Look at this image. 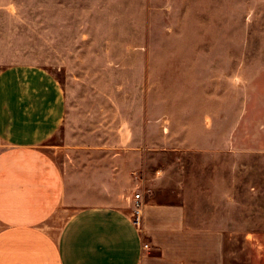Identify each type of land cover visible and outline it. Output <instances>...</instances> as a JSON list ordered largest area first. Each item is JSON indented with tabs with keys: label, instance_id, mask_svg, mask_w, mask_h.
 I'll return each mask as SVG.
<instances>
[{
	"label": "crops",
	"instance_id": "crops-1",
	"mask_svg": "<svg viewBox=\"0 0 264 264\" xmlns=\"http://www.w3.org/2000/svg\"><path fill=\"white\" fill-rule=\"evenodd\" d=\"M5 1L10 0H0L1 15ZM54 2L59 14L44 24L59 27L58 35L49 30L47 43L62 57L68 49L63 27L79 21H68V0ZM242 3L219 0L215 20L219 49L156 50L152 40L156 26L166 41L183 42L190 21L192 26L204 21L206 40L211 42L212 0H109L115 13L110 25L139 26L143 33L134 46L126 39L112 40L114 45L108 41V57L143 59L135 69L115 61L114 71L172 74L177 91L188 95L174 104L195 107L194 113L187 111L178 133L175 126L169 129L154 121L161 126L160 135H155L161 150L169 148L172 132L179 142L172 147L176 151L202 150L236 159L264 156V17H260L264 0H250L258 17L253 12L248 20L242 16ZM4 27L0 21V58L14 56L4 53L9 43ZM67 109L62 84L50 69L11 65L0 70V264H229L227 229L190 221L185 203L158 199L153 192L156 183L142 193V227L133 223L132 190L146 179L140 157L148 149L154 125L146 120L143 131L136 133L129 122L120 121L107 132L92 131L98 133L96 145L83 140L89 135L75 136L68 129L65 148L101 150L104 158H122L108 164L87 158L74 167L67 163L78 170L72 174L63 170L46 145L68 124ZM192 121L197 127L185 124ZM75 138L86 143L71 142ZM132 155L139 157L136 163L131 162ZM223 194L227 200L231 193ZM250 262L264 264V258Z\"/></svg>",
	"mask_w": 264,
	"mask_h": 264
},
{
	"label": "rangeland",
	"instance_id": "rangeland-1",
	"mask_svg": "<svg viewBox=\"0 0 264 264\" xmlns=\"http://www.w3.org/2000/svg\"><path fill=\"white\" fill-rule=\"evenodd\" d=\"M218 2L212 0L211 42L206 40L208 27L204 21H196L195 26L190 21L189 34L184 36L183 42L166 41L156 26L153 48L203 50L210 46L211 49H219V25L215 21L219 13ZM242 2L241 13L245 20L251 18L253 12V17H258L257 9L251 8L250 0ZM4 6L0 21L5 22L4 37L9 39L4 53H13L14 56L0 58V70L11 65L48 68L62 84L68 103V124L63 125L46 145L65 172L74 174L78 170L69 169V165L74 167L75 163H86V158L95 164L122 160L116 155L115 158L112 155L104 158L105 152L101 150L91 152L65 148L68 129L75 136L79 132L89 135L83 140L93 143L89 145H96L98 133L91 134L92 131L107 132L118 122L125 121L139 133L148 120L149 125L155 128L149 132L151 141L140 157L146 179L132 193L144 194L156 183L153 192L158 199L185 203L190 221L197 224L206 221L227 229L225 240L229 264H251V259L264 258V156L244 155L236 159L202 150L176 151L172 147L179 142L172 138V132L167 138L169 148L160 149L157 144L159 139L155 137L160 135V125L164 124L169 129L175 126L178 133V129H182L178 125L186 120L187 111L192 114L195 107L174 104L175 99L176 102L186 101L188 95L186 91H177L172 74L114 71L112 66L115 61L135 69L143 59L108 57V41L114 45L112 40L126 39L134 46L143 40L141 27L110 25L115 13L109 0H68L67 19L79 21V24L69 23L63 27L68 49L60 57L59 49L50 51L47 43L49 30L52 28V33L58 35L56 29L59 27L44 24L47 18L53 20L58 16V3L55 5L54 0L52 3L50 0H10L5 1ZM230 13L229 9V17ZM260 17H264V10ZM12 37L17 43L14 41L12 44ZM9 48L11 50H7ZM65 53L67 56H64ZM191 96L195 97V94ZM156 120L160 121V125L154 123ZM185 124L197 127L195 121ZM83 140L75 138L71 142L83 143ZM136 158L139 159L137 155H132L131 162L136 163ZM240 164L243 166L235 169L234 166ZM158 170L164 172L157 174ZM154 175H160L159 182L152 179ZM225 192L231 193L227 200ZM249 230L255 233L246 234Z\"/></svg>",
	"mask_w": 264,
	"mask_h": 264
},
{
	"label": "built area",
	"instance_id": "built-area-1",
	"mask_svg": "<svg viewBox=\"0 0 264 264\" xmlns=\"http://www.w3.org/2000/svg\"><path fill=\"white\" fill-rule=\"evenodd\" d=\"M143 209H144V200H143V194L142 193H136L135 194V203L134 208L132 210V221L133 223L138 227H142L143 223ZM144 248H148L149 245L145 243L143 245Z\"/></svg>",
	"mask_w": 264,
	"mask_h": 264
}]
</instances>
